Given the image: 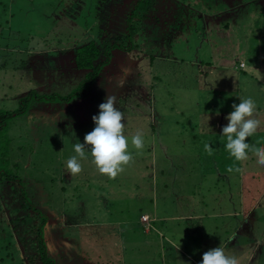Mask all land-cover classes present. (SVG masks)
Segmentation results:
<instances>
[{"label": "rangeland", "instance_id": "1", "mask_svg": "<svg viewBox=\"0 0 264 264\" xmlns=\"http://www.w3.org/2000/svg\"><path fill=\"white\" fill-rule=\"evenodd\" d=\"M137 3L0 0V121L32 90L67 95L80 86L88 70L73 65L78 45L96 40L103 48L116 41L128 46L127 20ZM146 13L133 48L114 50L89 97L65 103L32 98L26 112L0 129L1 167L8 165L20 180L0 176V264H43L37 239L42 215L57 264H162L160 248L152 245L164 235L155 228L157 236L146 238L142 213L151 217L156 206L163 213L180 203L184 210L214 211L239 186L238 162L264 174L252 153L245 161L225 159L226 141L208 134L214 123L209 107L229 113L241 96L255 99L256 130L264 126V0H153ZM105 95L117 97L124 134L130 138L139 130L144 148L129 143L131 160L111 178L97 171L85 149L81 171L70 175L66 161L75 155L73 145L92 130L91 117ZM250 136L264 140V133ZM159 168L169 171V180L157 174ZM228 169L232 179L210 178ZM179 190L191 208L185 198L173 201ZM239 196L233 195L232 207L240 210ZM249 201L263 221L264 195ZM258 220L253 235L260 236L264 224ZM244 234L250 235H238Z\"/></svg>", "mask_w": 264, "mask_h": 264}, {"label": "crops", "instance_id": "2", "mask_svg": "<svg viewBox=\"0 0 264 264\" xmlns=\"http://www.w3.org/2000/svg\"><path fill=\"white\" fill-rule=\"evenodd\" d=\"M102 73L99 76L100 80L98 81V78V82L96 81L97 83H95L98 84V89L103 79L101 77ZM219 107L221 108V105H219ZM219 110L220 109L217 111ZM215 112V110L209 107L208 115L213 116L214 123H209L208 134L212 135L209 139H217L220 143V140H225V138L220 135L221 127L227 123V120L225 119L227 113H223L222 109L218 113ZM262 118H264V116H262ZM262 118L261 124L264 125ZM194 133H196V131H194ZM253 133H264V126L258 128V130ZM195 136L197 137V135ZM247 140H251V142L257 144L264 143V140L259 141L252 136H247ZM221 149L223 151L222 155H224L223 157L225 159H228L231 163L236 161L234 157H231L228 154L224 146ZM250 157L255 161L254 154H250ZM237 161H245V158ZM155 164L158 165L157 161H155ZM238 164V167H240L241 170L239 174V186L236 191H230L228 197L217 202L219 207L216 210H192L191 201L188 202L183 192L179 190L175 194L173 201L179 200V197H181V199L185 198L183 205L185 206V202H187L188 207L191 209L184 210L180 203V208L171 209L163 213L160 212L158 206H156L153 208L154 215L151 217L145 212L141 214V216L145 215L146 217H149V220L147 221L143 218L139 221L140 225L144 228L146 238L149 237L150 234H152L151 237L157 236L153 234L155 228L160 230L155 232L163 234L164 238L168 237V240L161 238L159 245H152L153 248H160L162 264H198L202 257V252L218 243L224 244L227 251L234 253L239 258L240 264H264V229L259 228V230H261L260 236L253 235V231L256 229L254 227V221L258 219L261 220V218H258V206H250L254 202L249 203V199H257V202L262 199V196L264 195V174L261 175L254 169H243L241 163L238 162ZM157 170V174H160L161 177L165 175L167 180L171 177L168 174V170L166 171L161 168H159V171ZM232 172L233 171L228 169L221 173H215L219 174L218 177L210 175V178H215L217 182L230 180L232 179V175H230ZM153 177H155V174ZM173 179L174 177L172 180ZM181 181L182 180L180 179L179 182ZM164 182L169 183L167 181ZM260 183H262V186ZM152 189L155 195V187H152ZM238 189L240 191H238ZM235 193L240 194V210L236 207H232L233 195ZM165 199H167V197H165ZM188 200L191 199L188 198ZM223 202H226V204L223 205ZM202 203L204 204L205 201H202ZM183 219L185 220L184 223L181 221ZM262 219L263 221L261 220V222L264 224V217ZM218 230H220L221 233H218ZM242 230H246L250 235H238ZM145 240L149 243V239ZM169 251H171V253H168ZM150 263L157 264L155 260H150Z\"/></svg>", "mask_w": 264, "mask_h": 264}, {"label": "clouds", "instance_id": "3", "mask_svg": "<svg viewBox=\"0 0 264 264\" xmlns=\"http://www.w3.org/2000/svg\"><path fill=\"white\" fill-rule=\"evenodd\" d=\"M117 97L105 95L98 104V111L92 115L93 128L83 136V142L73 145L75 155L66 161V170L70 175L81 171L80 159L85 157V149L91 157V163L97 171L108 177H115L128 164L132 154L128 151L129 143L137 151L144 148V136L138 130L130 138L124 134L123 114L116 107ZM256 101L252 96L238 97L231 105V111L226 114L227 123L221 127V135L225 138L224 148L236 160L246 158L249 153L255 155L256 164L264 166V143H254L245 139L256 131L259 124L256 111ZM205 149L211 151L210 145ZM80 158V159H78ZM198 264H240L239 258L226 250L224 244H215L202 252Z\"/></svg>", "mask_w": 264, "mask_h": 264}, {"label": "trees", "instance_id": "4", "mask_svg": "<svg viewBox=\"0 0 264 264\" xmlns=\"http://www.w3.org/2000/svg\"><path fill=\"white\" fill-rule=\"evenodd\" d=\"M152 7H153V0H138V3L132 9L127 20L128 33L126 35V38L130 42L128 46H123L119 41L118 42L116 41L113 44L106 45L103 48L96 40H90L84 44L78 45L74 51L75 54L73 56V65L75 66V68L88 70L84 80L82 81V84L67 95H61L55 93L54 94L37 93L34 90L30 91L29 95L22 99V105L18 109H15L13 111H7L3 114L0 121V129L4 127V125L6 124V120H8V118L10 119L16 115H20L26 112L28 110L27 105L32 98L38 100L46 99L53 102L65 103V102H71L76 97H81V98L89 97L91 95L92 86L96 83L103 69L106 67V65L112 62V59L114 57V50L122 49L128 51L131 48H133L134 43H132V40L135 35V32L138 31L140 27V24H137V22H141V20L145 16V13L148 12ZM246 66L247 64L244 62L243 65H240L244 73L249 72L245 70ZM1 156L6 160L4 153H2ZM6 162L8 164V160H6ZM7 168H4L3 166L1 167V163H0V176H4L7 180L10 181L12 180L16 181L17 175ZM24 196L26 200L31 202L25 191H24ZM42 216H43V222L40 224L37 234L40 257L43 264H57L56 261L52 257H50L48 252L47 241L45 239V234H44V228L46 225L47 218L44 215Z\"/></svg>", "mask_w": 264, "mask_h": 264}, {"label": "built area", "instance_id": "5", "mask_svg": "<svg viewBox=\"0 0 264 264\" xmlns=\"http://www.w3.org/2000/svg\"><path fill=\"white\" fill-rule=\"evenodd\" d=\"M146 218H147L146 216H143V219H144V220H146Z\"/></svg>", "mask_w": 264, "mask_h": 264}]
</instances>
